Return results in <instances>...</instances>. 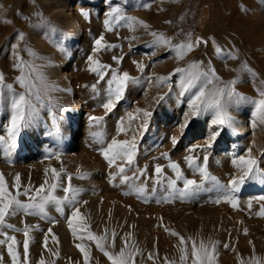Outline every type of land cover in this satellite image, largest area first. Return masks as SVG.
<instances>
[{"label": "rangeland", "instance_id": "obj_1", "mask_svg": "<svg viewBox=\"0 0 264 264\" xmlns=\"http://www.w3.org/2000/svg\"><path fill=\"white\" fill-rule=\"evenodd\" d=\"M245 2L231 0L219 8L220 2L213 0H0V73L5 76V84H13L17 92L23 91L16 80L21 74L15 67V54H18L34 69V76L42 74L49 86L39 117L22 129L16 146L8 148L7 144H0V172L4 174L9 189L15 192L16 174L20 175L22 186L38 188L45 181L47 169H63L61 183L67 186L71 176L72 185L83 189L78 197L81 201L79 207L90 230L97 235L107 230L110 245L113 244L111 233L115 231L114 246L108 248L113 253L120 251L125 239L134 244L142 253L135 257V264H166L165 258L167 264H180L183 246L179 236L172 235V232L185 238L189 249L188 264L192 260L189 237L198 244L200 241L215 244L216 264H241V261L251 264L253 259L264 264V216L259 215L264 205V144L260 147L262 143L258 139L260 135L264 136V120L254 114V102L264 90V44H253L250 47L257 49L247 53L248 39L244 37L256 29L250 23L254 17L260 18L262 24L258 26L264 28V0H258V6L254 3L246 6ZM64 5L69 9L67 14L61 13ZM211 5L209 21L200 27L201 11L204 6ZM52 6L56 9L51 11ZM113 7H120L125 17H134L144 23L137 22L130 27L131 22L125 20L109 30L105 20ZM83 11L89 12L90 16H83ZM70 13L81 18H76L80 32L77 30L74 34L71 31L72 36L68 31L71 29ZM224 14H228L229 22L217 24L218 15ZM210 22L213 25L207 31ZM195 31L199 35L195 40H205L206 44L195 45L192 39ZM210 35L215 36L221 46L230 43L228 52L232 56L221 49L217 53L221 59L216 56L222 70H227L226 75L213 64L216 60L209 48ZM100 36L104 37V44L117 47L95 52L94 42ZM160 36L171 43H155ZM188 40L195 46L180 59L175 46L189 43ZM90 56L110 66L103 81L90 71ZM114 57L122 59L118 61ZM193 63L205 69L214 68L225 83L235 80L236 92L249 98L229 105L231 126L213 124L212 113L186 116L190 111L188 100L196 89L181 95V75L172 74L176 68H187ZM140 65H144L143 70ZM113 71L128 72L137 79L129 82L122 99L113 110L107 111L103 107L108 100L106 81ZM169 76L170 80L160 82L161 77ZM4 91L6 108L0 114V135L7 139L10 108L8 90ZM161 96L163 99L157 102ZM137 109L152 112L147 129L136 130L142 121L133 120L126 133L120 132L121 121L127 126L129 114L135 115ZM52 113L56 115L55 121ZM93 117L98 119L93 121ZM245 122V128H241ZM72 133L73 137H70ZM255 134L258 138L254 137ZM133 135L137 154L127 175L131 177L133 172L145 169L146 175L122 184L120 176L112 179L116 166L108 165L101 149L113 139L131 140ZM214 135L215 139H212ZM32 136H41L42 140L28 150L21 149L25 144L23 138ZM173 136L178 139L175 145L171 139ZM209 143L211 146L205 148ZM248 147L255 151L251 153L254 152L252 156L258 163L254 174L232 193L238 202L236 207L223 199L217 203L222 194L216 190L201 192L191 200H163L167 193L154 183L157 164L163 167L165 184L168 179H175V171L169 166L171 163H178L187 178L199 182L201 174L189 168L185 158L188 155L199 157L198 163L203 166L206 155L209 173L221 183L228 184L238 173L232 161L241 155L247 156L249 149L245 148ZM189 148L195 151L189 152ZM163 153L169 155L163 156ZM47 178L52 180L51 172ZM145 186L144 195L147 196H151L154 186L157 189L156 196L147 202L135 191V188ZM178 187H183L182 181L178 182ZM55 194L63 196L64 192L58 188ZM20 199L26 201L27 197L21 196ZM85 201L87 203H83ZM70 212L71 209L66 207L61 214L54 205H49L48 218L25 215L22 211L7 218L8 223L21 229L25 223L33 226L28 237L27 264H39L41 258L46 264H84L83 254L76 247L81 242L79 233L73 236L68 226ZM49 228L58 242L52 240ZM5 231L20 241L18 251L24 260L23 232ZM45 235L49 237L47 249L43 243ZM84 242L90 248L88 264H112L95 242ZM225 244L229 247L225 248ZM53 252H58V256ZM0 253L3 254V264H11L6 245H0ZM149 253H154L151 259Z\"/></svg>", "mask_w": 264, "mask_h": 264}, {"label": "snow or ice", "instance_id": "obj_2", "mask_svg": "<svg viewBox=\"0 0 264 264\" xmlns=\"http://www.w3.org/2000/svg\"><path fill=\"white\" fill-rule=\"evenodd\" d=\"M83 16L89 17L90 13L87 11L82 12ZM108 19L105 20V25L109 30H112L115 24L120 21H130L129 26H133L135 23L143 24V21H137L134 17H125L122 14V9L120 7H113L110 12H108ZM156 36V33H152ZM135 37H133L134 39ZM104 37L100 36L95 40V52H99L102 49L117 47L113 44H104ZM155 43L157 44H170L171 42L160 36ZM201 43H207V41L202 39H197L195 45ZM193 43L189 42L186 44L176 45V51L178 58L182 59L188 51H191L194 46ZM217 51H221L219 48ZM17 57V62L15 67L20 69V75L16 77V80L23 91L17 92L13 84H5V76L0 73V114L5 112L6 108V97L5 89L8 90V107L10 108V121L7 126V139L5 136L0 135V144H7L8 148H14L16 146V140L22 129L32 125L40 115L41 108L45 104V97L49 91V86L46 83L44 77L40 73H36L34 76V69L26 64V62L15 54ZM228 56H232L231 52L227 53ZM116 60H121V57H114ZM90 71L98 74L100 80H104L107 70L110 68L109 65L102 64L99 60L94 59L93 56L89 57ZM144 65H140L141 70H143ZM175 74H180V88L181 95L188 92H193L192 97L188 100V108L190 111L186 114L188 117H195L199 115H204L212 113L213 119L212 123L221 126H231L232 117L228 113V107L230 104H239L243 101H248L249 98L236 92L234 85L236 81L223 82L220 77L216 74L214 68L205 69L202 65L193 63L187 68H176L174 70ZM135 77H131L128 72L122 74L117 71H113L111 78L106 81L108 88V100L103 104V107L107 111H111L115 108L118 101L124 96L127 86L130 81L136 82ZM171 79L169 77H161L160 82L165 83ZM260 98L256 100L255 103V115L259 116L260 119L264 120V90H261ZM163 97H159L157 102ZM152 112L146 109H137L135 115L129 114L127 126L125 122L121 121V126L119 128L120 132H127L131 128L133 120L142 123H138L136 130L143 131L147 129L148 118L151 117ZM52 118L55 121L56 115L52 113ZM93 121L98 118L93 117ZM187 122L184 126H186ZM218 134V133H217ZM172 143L175 145L178 143L177 137L173 136ZM215 139V135L212 137ZM211 144L205 145V148L210 147ZM199 147V146H197ZM103 156L107 160L108 165L111 167L116 166V172L112 174V179L115 180L116 176L121 177L122 184H129L131 181L137 180L140 176L146 175V169L140 171L139 173L133 172L130 177L127 175V171L131 168L135 162V157L137 154V144L136 137L133 135L131 140H117L113 139L106 147L101 149ZM195 149L189 148V152H194ZM163 156H168V153H163ZM186 162L189 168L198 171L201 174V180L197 182L196 179L187 178L184 172L181 170L178 163H171L169 166L175 171V179H168L167 183L164 182V171L163 167L159 164L155 166V184L160 185L161 189L167 194L162 197L163 200L180 199L191 200L197 196V194L204 191L216 190L221 193L218 196L216 202L219 203L221 199L228 201L233 207L237 206V200L234 198L232 193H234L240 185L250 178L256 169L257 160L252 156L251 149L248 150L247 156H239L232 161L233 165L238 170L237 175L233 176L228 184H223L220 180L211 175L207 169L208 157L205 155L203 157V166L198 163L199 157L194 155H188ZM121 161V163H118ZM48 172L52 174V180L49 181L47 178ZM63 169L57 170L55 168L46 170L45 181L38 187L34 188L31 185L22 186L21 177L16 174L13 188L15 192L9 189L6 178L2 172H0V245H6L7 254L11 258V264H27V256L29 254V234L30 229L33 227L24 224V227L18 228L16 225L7 222V218L12 215H16L18 212H23L25 215H37L48 218L47 207L49 205H54L57 211L64 214L65 208L71 209L70 216L68 218V226L72 231L73 236H77L79 233L80 243L76 244V247L83 254L84 264H88L90 258V248L86 246L85 240L88 242H95L96 247L103 252L107 258L112 262V264H135V257L137 255H142L140 249L135 247L134 244L128 243L127 239L124 241V246L120 249L118 253H113L108 250L110 246H114V240L117 235L115 231L111 233V239L113 244H109V233L105 230L104 234L97 235L95 232L91 231L89 225L80 211L79 205L81 201L79 200V195L83 189L75 187L71 183V176L68 177V184L64 186L61 183V175ZM183 182V187H178V182ZM210 183L211 187H206V184ZM23 187V191L21 188ZM63 190V196H57L55 193L57 189ZM145 187H137L135 191L139 196H141L146 202L152 197L156 196L157 189L154 186L151 190V196L144 195L146 192ZM127 194V193H126ZM25 196L27 200H21L20 197ZM159 203L160 200L158 199ZM83 203H87L86 201ZM251 207V204H249ZM259 215L264 216V205L261 206ZM38 227V226H37ZM5 229H11L14 232L22 231L25 239L23 240V254L25 259H21L20 252L18 251V245L20 241L17 240L15 235H10ZM247 233V229L244 230ZM48 233L52 235V240L58 242V238L52 233V229H48ZM174 236H179L181 247L180 264H188L189 261V249L186 246L185 238L180 236L177 232L171 233ZM126 237L128 234H125ZM191 240V264H216V245L209 242L205 243L200 241L199 244ZM44 247L48 248L49 237L45 235L44 237ZM225 248L229 245L225 244ZM53 255L58 256V252H53ZM154 256V253H149V259ZM166 264H167V258ZM0 264H3V254L0 253ZM39 264H46L45 260L41 258ZM175 264V262H172ZM244 264V261H241ZM251 264H261L258 259H253Z\"/></svg>", "mask_w": 264, "mask_h": 264}, {"label": "bare ground", "instance_id": "obj_3", "mask_svg": "<svg viewBox=\"0 0 264 264\" xmlns=\"http://www.w3.org/2000/svg\"><path fill=\"white\" fill-rule=\"evenodd\" d=\"M213 1H219L220 3H222L223 5L221 6L220 5V3L218 4V7L220 8V7H223V6H225V4L226 3H231V0H213ZM234 1V0H233ZM235 2H238V3H240V0H235ZM252 3H254L256 6H258L259 4H258V0L256 1V0H246V2H245V5L246 6H248V5H252ZM217 5V4H216ZM241 6H243V4L241 5ZM58 8V7H57ZM71 8V7H70ZM74 8H75V6H74ZM213 8V6L211 5V6H204V8L202 9V13H201V21L202 22H198L199 23V26L201 27V26H203V22H207V21H209L208 19V15H209V10H211ZM243 8V7H242ZM50 9H51V11L52 10H55L56 9V7H55V9L53 8V6L52 7H50ZM68 10L69 9H67V5L65 6H63V9H61V13H63L64 12V14H67V12H68ZM71 10V9H70ZM77 10V9H76ZM220 10V9H219ZM74 12V11H73ZM220 12V11H219ZM75 13V12H74ZM242 13V12H241ZM248 13V12H247ZM56 14H57V12H56ZM71 14V13H70ZM73 14V13H72ZM69 15L70 17H68V18H70V24H71V29H73V30H71L70 28V30H68V31H73V33L75 34V32L78 30V29H80V28H77V25H78V19H76V18H79V19H81L80 18V16L79 17H75L74 15ZM228 14H230L229 12H228ZM228 14L226 15V14H224V15H218V17L216 18L217 19V24H222L223 22H225V21H227V22H229V16H228ZM255 14V13H254ZM55 15V14H54ZM59 15V14H58ZM78 15H79V13H78ZM68 16V15H67ZM253 17V16H252ZM251 17V18H252ZM67 18V17H66ZM68 18H67V20H68ZM82 22V21H81ZM204 23V24H205ZM211 23V22H210ZM215 23V24H216ZM250 23H253V25L252 26H256V29L255 30H253V31H251V32H249V34L247 33V36H244L245 38H247L248 39V41H247V47H246V49H247V53L248 52H253L255 49H257V48H254L253 49V47H250V46H252L253 44H255V45H257V44H261V43H263L264 44V28H259V26L258 25H260V24H262V21L260 20V18L259 17H254V18H252V22H250ZM69 24V25H70ZM207 24H209V23H207ZM249 24V23H248ZM264 24V23H263ZM212 25H213V23H211V26L210 27H208V30L207 31H209L210 29H211V27H212ZM68 26V25H67ZM251 26V27H252ZM67 28V27H66ZM66 28H65V31H66ZM223 28V27H222ZM244 29V28H243ZM252 29V28H251ZM79 31V30H78ZM80 32V31H79ZM239 32V31H238ZM240 32H241V30H240ZM239 32V33H240ZM68 32L66 31V34H67ZM72 32H71V36H72V34H73ZM245 33V32H244ZM77 34V33H76ZM238 35V34H237ZM244 35V34H243ZM70 35L68 34V37H69ZM198 32L197 31H195L193 34H192V39H196V38H198ZM74 37V36H73ZM70 38V37H69ZM210 44H209V48H210V51L213 53V54H215V56L213 55V59H215L216 60V62L215 63H213L215 66H216V68H218V69H220V71L222 70V68L220 67V65H219V61H218V57L219 56H217L218 54V51H217V49L219 48V49H221V50H223L224 51V53L225 52H228L229 51V46H230V43H226V45H223V46H221L220 44H219V42H218V40H217V38L215 37V36H211L210 35ZM196 41V40H195ZM194 41V42H195ZM238 41V40H237ZM68 42H70V40L68 41ZM187 42H189V40L187 41ZM74 44V43H73ZM243 52V51H242ZM256 53V52H255ZM211 54V53H210ZM216 56H217V58H216ZM211 57V56H210ZM221 57V56H220ZM219 57V59H221ZM263 58V57H262ZM214 61V60H213ZM264 63V62H263ZM234 64V63H233ZM225 65V64H224ZM224 70H222V73H224V75H226V72H227V70L226 71H224ZM234 71V70H233ZM247 77V76H246ZM180 81V80H179ZM180 83V82H179ZM177 87V86H176ZM178 89H180L179 88V86H178ZM181 91V90H180ZM253 94V93H252ZM78 105H76V107H77ZM79 107V106H78ZM73 109H75V108H73ZM76 110V109H75ZM71 115V114H70ZM78 115V114H77ZM72 116V115H71ZM160 116V115H159ZM164 116V115H163ZM162 116V117H163ZM157 117V116H156ZM162 117H160V118H162ZM71 118V117H70ZM74 118H76V116L74 117ZM158 118V117H157ZM72 119V118H71ZM163 119V118H162ZM75 119H73V121H74ZM156 122V121H155ZM159 122V121H158ZM76 124V123H75ZM242 123H240V125H241ZM42 125V124H41ZM74 125V124H73ZM159 126V125H158ZM245 126H246V122L244 123V125L241 127V128H245ZM156 129V128H155ZM69 131V130H68ZM75 131V130H74ZM200 131H202V130H200ZM242 133V132H241ZM259 133V132H258ZM73 135V133L70 135V137ZM196 135V134H195ZM200 135V134H199ZM204 135V134H203ZM24 136V138L26 137V135H23ZM34 136V135H33ZM32 136V138H29V139H24L23 138V140L25 141V144H23V145H21V149H26V150H28V148H30V147H32V146H34V145H36V144H38L41 140H42V137L41 136H35V137H33ZM67 136V135H66ZM242 136H243V134H242ZM256 136V134L254 135V137ZM68 137V136H67ZM73 137V136H72ZM255 138H258V137H255ZM254 138V139H255ZM194 139V138H193ZM250 139H251V137H249V140L248 141H250ZM252 139H253V137H252ZM258 139H260V143H262L261 145L260 144H257V146L258 145H260V147L261 146H263V144H264V136L263 135H260V138H258ZM258 139H257V141H258ZM68 141H70V139L68 140ZM68 141H67V143H68ZM256 142V141H255ZM254 142V143H255ZM253 143V144H254ZM257 143H259V141L257 142ZM71 144V143H70ZM20 146V145H19ZM18 146V147H19ZM247 146V145H246ZM250 147V146H249ZM249 147L248 148H245V149H249ZM252 149V148H251ZM255 149V148H254ZM25 150V151H26ZM251 151H254L253 149L251 150ZM247 152H248V150H247ZM255 152V151H254ZM254 152H252V153H254ZM251 153V154H252Z\"/></svg>", "mask_w": 264, "mask_h": 264}]
</instances>
